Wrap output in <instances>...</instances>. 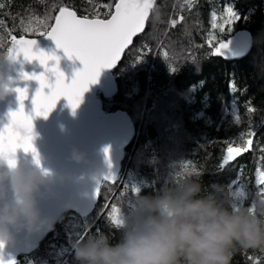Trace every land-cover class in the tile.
Segmentation results:
<instances>
[{"label": "trees", "instance_id": "obj_1", "mask_svg": "<svg viewBox=\"0 0 264 264\" xmlns=\"http://www.w3.org/2000/svg\"><path fill=\"white\" fill-rule=\"evenodd\" d=\"M0 4L4 5L0 20L6 25L0 27V56L5 57L8 28L17 38L39 37L23 29L37 27L38 18L43 19L53 4L73 6L79 15L90 7L84 0ZM228 5L239 18L230 30L220 32ZM238 29L251 36L249 53L233 61L213 54L208 40L225 41ZM148 49L140 55V50ZM112 74L116 94L105 99L97 93L103 109L125 111L135 128L117 182H102L98 201L87 216L65 211L38 248L19 255L16 264H79L74 243L95 234H106L116 243L125 227L143 214L139 205L145 195L154 200L176 197L195 185V196L230 211L247 207L255 212L264 203L256 183L258 172L264 171V0H155L145 30L134 38ZM249 107L254 111L248 112ZM249 131L255 133L252 149L220 167L226 148L243 145ZM241 185L251 194L247 200L239 194ZM110 204L118 207L117 213L105 211H110ZM230 253V264H264V245L236 244Z\"/></svg>", "mask_w": 264, "mask_h": 264}, {"label": "clouds", "instance_id": "obj_2", "mask_svg": "<svg viewBox=\"0 0 264 264\" xmlns=\"http://www.w3.org/2000/svg\"><path fill=\"white\" fill-rule=\"evenodd\" d=\"M8 57L0 56V61ZM0 72V98L7 91ZM74 159L82 156L74 153ZM99 174V172H98ZM63 175L50 172L34 160L9 165L0 159V244L14 233L51 229L42 216L39 199L48 194L50 183ZM197 186L180 196L158 200L145 195L143 214L127 225L116 243L106 234L90 235L73 245L79 264H230L232 249L264 245V203L255 212L247 207L230 211L214 200L195 196Z\"/></svg>", "mask_w": 264, "mask_h": 264}, {"label": "water", "instance_id": "obj_3", "mask_svg": "<svg viewBox=\"0 0 264 264\" xmlns=\"http://www.w3.org/2000/svg\"><path fill=\"white\" fill-rule=\"evenodd\" d=\"M138 35L134 36L133 40ZM32 38L36 40L34 50L54 53L59 57V68L64 72L66 80H70L74 72L82 68L78 59H70L63 50L56 48L50 38L43 35ZM222 42L227 47L215 55L225 61L241 59L251 49V36L244 29L236 30ZM121 59L113 67L101 70L97 82L89 86L74 111L67 106L66 100L61 98L47 117L37 116L33 119V145L39 154V165L64 177L63 180L55 178L50 183L48 194L38 202L41 215L51 219L52 228L67 210L82 217L93 210L98 201V198L93 196L97 182L100 181V186L102 182L111 183L103 180L108 171L104 148L109 149L112 171L118 176L124 151L134 139L135 128L129 115L122 110L106 112L97 94L100 92L105 99L116 94L117 85L112 70ZM52 63L56 62H49L50 65ZM43 71L44 68L38 61H26L22 55L16 60L6 58L0 61V72L4 74L7 88L3 98H0V127L8 123V112L19 106L17 93L14 91L16 87L27 88V98L23 103L25 111L31 113V96L39 85L36 80L21 79V72L39 74ZM74 153L80 154L82 158L74 159ZM16 159L18 164H22L24 161H32L33 157L31 152L25 153L18 149ZM51 229L32 233L25 230L15 232L13 239L0 249V257L5 261L16 262L19 255L35 251Z\"/></svg>", "mask_w": 264, "mask_h": 264}, {"label": "snow or ice", "instance_id": "obj_4", "mask_svg": "<svg viewBox=\"0 0 264 264\" xmlns=\"http://www.w3.org/2000/svg\"><path fill=\"white\" fill-rule=\"evenodd\" d=\"M84 3L90 7L82 9L85 13L83 15H79L73 6L53 4L51 10L45 12L43 19L38 18L37 27L30 24L23 29L29 35H43L50 38L56 48L63 50L66 56L70 59L74 57L81 62L82 68L77 69L70 80H66L64 72L60 70L58 56L43 50H34L36 44L34 38H26L24 35L17 38L13 34V28L7 29L9 37L7 57L10 60H16L22 55L24 60L29 62L36 60L44 68V71L39 74L21 72V79L36 80L39 85L31 96V113L25 111L23 103L27 98V88L16 87L14 91L17 93L19 106L14 111L8 112V123L0 127V159L6 160L10 166L16 162L18 149L25 153L31 152L34 162L37 165L40 164L39 154L33 145L34 117H47L61 98H64L67 106L74 111L89 86L97 82L101 70L113 67L132 43L133 37L145 30L150 13L153 12L155 0H107L103 3L84 0ZM3 7L4 5L0 4V8ZM224 12V21L219 24L220 32L230 30L239 18L231 5L226 6ZM213 16L215 17V13ZM154 18L159 19L158 12ZM176 23V20L171 21L173 27ZM0 27H6L2 20H0ZM212 27L216 28L217 24L214 22ZM208 44L213 54H220L221 49L227 47L217 39H209ZM147 51L151 50H140V55ZM50 61L56 63L50 65ZM175 70V68L170 69V71ZM252 111L254 109L249 107L248 112ZM247 135L249 138L244 141L243 145L230 144L226 148L220 161V167L229 165L236 156L252 149L255 133L249 131ZM103 151L108 169L103 180L115 184L117 176L112 171L113 165L108 156L109 149L105 147ZM261 151L264 152V148ZM256 183L261 186L259 194L264 196V171L258 172ZM99 187L100 181L97 182L93 192L94 197L98 198ZM132 190L134 191L135 188L133 187ZM239 194L246 200L251 195L242 185ZM109 207L110 211L105 208L108 214L118 212L116 205L110 204ZM2 248L3 245L0 244V249ZM0 264H16V262L14 260L5 261L0 257Z\"/></svg>", "mask_w": 264, "mask_h": 264}]
</instances>
